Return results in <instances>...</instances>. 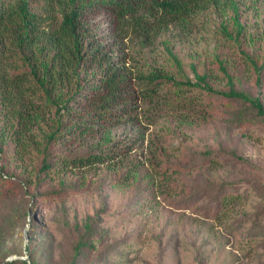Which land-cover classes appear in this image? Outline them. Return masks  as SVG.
Here are the masks:
<instances>
[{
	"label": "rangeland",
	"instance_id": "374dc122",
	"mask_svg": "<svg viewBox=\"0 0 264 264\" xmlns=\"http://www.w3.org/2000/svg\"><path fill=\"white\" fill-rule=\"evenodd\" d=\"M29 1L42 13L44 1ZM235 2L237 14H202L151 46L132 38L89 51L70 116L52 109L39 124L57 130L45 159L31 144L15 152L0 108V264H264V124L251 104L218 93L232 84L264 105V0ZM109 9L92 0L83 10L85 45L114 41ZM105 56L125 57L132 73L206 75L217 92L190 100L163 84L152 100L100 111L89 100ZM100 153L106 164H70Z\"/></svg>",
	"mask_w": 264,
	"mask_h": 264
},
{
	"label": "trees",
	"instance_id": "16d2710c",
	"mask_svg": "<svg viewBox=\"0 0 264 264\" xmlns=\"http://www.w3.org/2000/svg\"><path fill=\"white\" fill-rule=\"evenodd\" d=\"M42 1L45 3L42 13L36 12L29 0H13L9 4L0 1V108L8 119V128H12L15 152H26L31 144L30 149L44 159L48 156L47 146L55 139L57 130L46 132L39 124L48 125L45 114L50 115L52 109L56 115L64 112L70 116V104L80 94V71L85 72L90 63L89 51L99 55L104 49L111 51L112 47L123 45L132 38L138 40L140 47L151 46L173 29L185 30L202 14L223 16L227 11L237 14L235 0H101L110 8L107 12L113 18L114 41L101 44L87 40L85 45L88 35L84 25L80 24L77 10L78 6L91 5L92 0ZM56 11L60 15L57 20L52 15ZM221 28L227 39H233L224 25ZM248 59L255 64L249 56ZM127 62L125 57L115 61L105 56L98 64L103 71L89 103L93 104L96 98L100 111L106 107L118 108L122 104L127 106L128 101L140 97L152 100V93L153 97L158 95V87L163 84L178 96L184 94V99L190 100L195 89L205 93L217 92L207 83L206 75L195 73L196 82H193L187 77L186 81H181V78L176 79L164 71L145 74L137 69V73H132ZM149 84H154L153 89L146 88ZM218 93L251 104L264 124V105L259 99L236 91L232 84L227 92L218 90ZM60 125L58 133L61 132ZM70 127L80 134L89 131L78 122ZM4 134L5 131L1 137ZM36 134L39 135L37 141L34 139ZM105 156L100 153L73 159L70 164L80 168L103 165L107 163ZM49 168L50 165L43 161L40 171L46 172Z\"/></svg>",
	"mask_w": 264,
	"mask_h": 264
},
{
	"label": "clouds",
	"instance_id": "9594fccd",
	"mask_svg": "<svg viewBox=\"0 0 264 264\" xmlns=\"http://www.w3.org/2000/svg\"><path fill=\"white\" fill-rule=\"evenodd\" d=\"M89 6H91V5H89ZM89 6H78V10H77V12H78V14H79V20H80V24H83L84 25V27H85V22H84V20H83V18H82V12H83V10L85 9V8H87V7H89ZM86 28V27H85ZM127 61V60H126ZM127 64H128V62H127ZM126 64V65H127Z\"/></svg>",
	"mask_w": 264,
	"mask_h": 264
},
{
	"label": "water",
	"instance_id": "95a60500",
	"mask_svg": "<svg viewBox=\"0 0 264 264\" xmlns=\"http://www.w3.org/2000/svg\"><path fill=\"white\" fill-rule=\"evenodd\" d=\"M11 260H18L17 258H11ZM19 260H22V261H27V258L25 259V258H20Z\"/></svg>",
	"mask_w": 264,
	"mask_h": 264
}]
</instances>
